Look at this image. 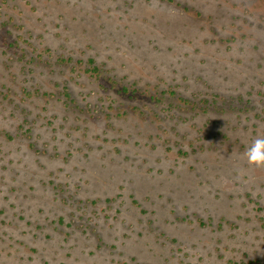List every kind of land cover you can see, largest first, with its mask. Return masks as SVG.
<instances>
[{
	"label": "rangeland",
	"instance_id": "rangeland-1",
	"mask_svg": "<svg viewBox=\"0 0 264 264\" xmlns=\"http://www.w3.org/2000/svg\"><path fill=\"white\" fill-rule=\"evenodd\" d=\"M257 135L264 0H0V264H264Z\"/></svg>",
	"mask_w": 264,
	"mask_h": 264
},
{
	"label": "clouds",
	"instance_id": "clouds-1",
	"mask_svg": "<svg viewBox=\"0 0 264 264\" xmlns=\"http://www.w3.org/2000/svg\"><path fill=\"white\" fill-rule=\"evenodd\" d=\"M243 156L249 165L264 167V135H257L245 147Z\"/></svg>",
	"mask_w": 264,
	"mask_h": 264
},
{
	"label": "trees",
	"instance_id": "trees-1",
	"mask_svg": "<svg viewBox=\"0 0 264 264\" xmlns=\"http://www.w3.org/2000/svg\"><path fill=\"white\" fill-rule=\"evenodd\" d=\"M89 61L92 62V59H90Z\"/></svg>",
	"mask_w": 264,
	"mask_h": 264
}]
</instances>
